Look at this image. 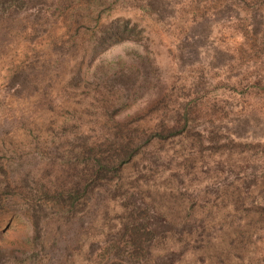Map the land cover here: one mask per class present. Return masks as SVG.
<instances>
[{
  "label": "rangeland",
  "instance_id": "374dc122",
  "mask_svg": "<svg viewBox=\"0 0 264 264\" xmlns=\"http://www.w3.org/2000/svg\"><path fill=\"white\" fill-rule=\"evenodd\" d=\"M0 264H264V0H0Z\"/></svg>",
  "mask_w": 264,
  "mask_h": 264
},
{
  "label": "trees",
  "instance_id": "16d2710c",
  "mask_svg": "<svg viewBox=\"0 0 264 264\" xmlns=\"http://www.w3.org/2000/svg\"><path fill=\"white\" fill-rule=\"evenodd\" d=\"M132 199H133V200H136V198H134V196H132ZM156 219L159 220V218H156Z\"/></svg>",
  "mask_w": 264,
  "mask_h": 264
}]
</instances>
